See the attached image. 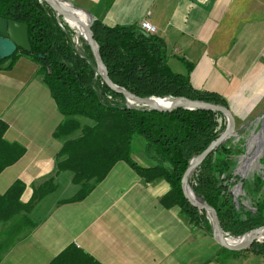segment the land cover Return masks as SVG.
Returning <instances> with one entry per match:
<instances>
[{
	"label": "crops",
	"instance_id": "obj_1",
	"mask_svg": "<svg viewBox=\"0 0 264 264\" xmlns=\"http://www.w3.org/2000/svg\"><path fill=\"white\" fill-rule=\"evenodd\" d=\"M67 3L107 26L150 22L165 42L167 60L191 65L194 88L219 93L229 108L232 99L246 107L258 100L264 86V0ZM185 69L178 65L177 73L185 74ZM0 120L8 125L4 139L24 148L22 157L0 173V194L20 180L21 201L26 203L44 181L53 178L56 184L30 212L35 227L2 255L0 264H49L69 245L100 264H264L262 256L256 259L257 254L245 250L222 254L224 259L218 261L221 247L212 236L177 206L160 203L168 183L146 182L123 161L114 164L83 200L63 202L77 187L71 173H57L62 141L53 132L62 115L40 64L26 55L10 69H0ZM136 162L149 165L144 155ZM69 188L72 194L64 195Z\"/></svg>",
	"mask_w": 264,
	"mask_h": 264
},
{
	"label": "trees",
	"instance_id": "obj_2",
	"mask_svg": "<svg viewBox=\"0 0 264 264\" xmlns=\"http://www.w3.org/2000/svg\"><path fill=\"white\" fill-rule=\"evenodd\" d=\"M0 18L26 24L31 47L30 52L17 49L0 60V69H10L20 55L39 63L43 81L62 115L53 132L62 141L56 154L57 173H71V182L77 187L63 202L83 200L114 164L123 161L146 182L166 181L169 190L160 199L162 206H177L194 226L212 236L206 211L190 205L181 180L191 161L224 131L226 124L219 121L223 115L181 107L160 112L129 104L103 82L86 42L80 38L78 48L74 30L42 0H0ZM91 32L108 76L118 87L139 98L180 97L229 107L219 93L192 86L190 64L184 62L185 74L172 71L164 40L156 34L146 35L138 24L107 26L94 19ZM7 128L0 120V173L24 154L20 144L4 139ZM134 137L142 140L149 163L146 167L132 158ZM235 153L225 144L215 147L187 179L193 193L216 211L220 227L230 237L264 226V200L256 201L253 212L240 215L235 208L230 194L233 175L229 173L230 156ZM55 189L50 178L23 203L24 184L15 180L0 194V260L16 241L30 234L35 227L30 217L33 206ZM253 190L255 194L264 192V175L254 180ZM245 251L264 257V241L254 242ZM239 253L221 248L217 259ZM49 264L100 263L69 245Z\"/></svg>",
	"mask_w": 264,
	"mask_h": 264
},
{
	"label": "water",
	"instance_id": "obj_3",
	"mask_svg": "<svg viewBox=\"0 0 264 264\" xmlns=\"http://www.w3.org/2000/svg\"><path fill=\"white\" fill-rule=\"evenodd\" d=\"M42 1L49 5L58 16H61L69 26L70 24L68 20H74L76 23L79 24L83 32L81 37L91 50L96 64L97 72L101 76V79L113 91L122 94L129 104H140L146 107L147 109L156 110L160 112H169L180 107L184 109H206L221 113L226 118L227 124L224 131L218 136V138L212 141L204 151L197 155L186 169L181 180L182 191L184 197L188 200L190 205L199 210L206 211L211 223L212 238L221 248L227 249L229 251H241L249 248L254 242H258V237H256L255 235H251L257 231L264 230V226L251 230L238 237L228 236L226 233L223 232L222 228L220 227L216 211L212 207H210L205 201L198 198L193 193L192 189L187 183V179L191 172L204 160V158L215 147L223 144L229 137L233 135L235 129V118L230 108L224 107L219 104H212L204 101L190 100L180 97L169 98L167 99L170 101L169 104L167 106H161L154 103V100H162L160 98H139L133 95L132 93L128 92L124 88L118 87L117 85L113 84L110 80L106 67L104 66L99 55L98 46L93 39V35L91 32V24L94 19L92 15L88 11L82 8L75 7L70 3H64L58 0ZM78 14L86 16L87 20L85 22L82 21L79 17L76 16ZM17 49H21L25 52L31 51L26 24L0 18V60L9 57ZM186 186L191 191L192 196L188 194Z\"/></svg>",
	"mask_w": 264,
	"mask_h": 264
},
{
	"label": "rangeland",
	"instance_id": "obj_4",
	"mask_svg": "<svg viewBox=\"0 0 264 264\" xmlns=\"http://www.w3.org/2000/svg\"><path fill=\"white\" fill-rule=\"evenodd\" d=\"M58 1L67 3L69 0ZM68 22L71 26L69 27L75 32L76 46L80 48L81 43L79 39H82V37L77 27L69 20ZM168 65L174 72L178 71V65L182 66V69H184L185 66L183 62L181 63L176 58H174L173 62L169 60ZM258 97V100L250 107L243 106L242 103L239 102L240 100H238V105L235 103L237 102L236 100H230V110L235 118V129L233 135L223 143L225 146L236 150V153L230 156L229 163V173L233 175L230 194L235 202V208L240 215H242L241 213L243 212H253L255 210L256 201L264 200L263 191L259 194H255L253 190L254 180L264 175V166L262 164L264 163V138L258 141L256 139L251 142L254 136L264 130V86L259 92ZM167 99H169V97L162 100L167 101ZM223 118L222 120L219 119V121H224L225 124H227L226 118L224 116ZM82 121L84 123L89 122L85 120ZM132 155L135 161L143 155L142 140L139 137H134L132 141ZM236 189H238V192H236ZM66 190L68 191L64 192V195L72 194L71 188ZM60 191L62 192V190ZM257 237L259 239L258 242H263L264 232L258 233ZM255 256V258L258 259L261 255L259 256V254H257ZM223 259L224 256L221 257L220 262Z\"/></svg>",
	"mask_w": 264,
	"mask_h": 264
},
{
	"label": "bare ground",
	"instance_id": "obj_5",
	"mask_svg": "<svg viewBox=\"0 0 264 264\" xmlns=\"http://www.w3.org/2000/svg\"><path fill=\"white\" fill-rule=\"evenodd\" d=\"M76 16H78L82 21H86L87 20V18H86V16H84V15H76ZM71 23H73L74 24V26H76L77 27V29H78V31H79V34L80 35H82L83 34V32H82V29H81V27L79 26V24H77L74 20H69ZM72 24V25H73ZM169 100H167V101H163V100H154V103L155 104H158V105H161V106H167L168 104H169ZM264 138V130H262L261 132H259L256 136H254V138L252 139V141L251 142H253V141H255L256 139H257V141L258 140H260V139H263ZM186 188H187V191H188V194L190 195V196H192V193H191V191L189 190V188L186 186ZM236 192H238V189H236ZM261 232H264V230H262V231H257V232H255V233H253L251 236H253V235H255L256 237H257V234L258 233H261Z\"/></svg>",
	"mask_w": 264,
	"mask_h": 264
},
{
	"label": "built area",
	"instance_id": "obj_6",
	"mask_svg": "<svg viewBox=\"0 0 264 264\" xmlns=\"http://www.w3.org/2000/svg\"><path fill=\"white\" fill-rule=\"evenodd\" d=\"M139 27L147 34H155L156 33V28L148 21L140 22Z\"/></svg>",
	"mask_w": 264,
	"mask_h": 264
}]
</instances>
